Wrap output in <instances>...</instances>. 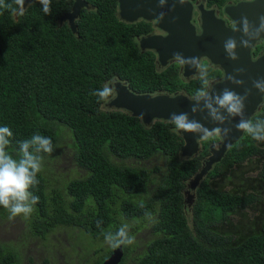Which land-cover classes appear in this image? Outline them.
Returning a JSON list of instances; mask_svg holds the SVG:
<instances>
[{"label":"trees","instance_id":"trees-1","mask_svg":"<svg viewBox=\"0 0 264 264\" xmlns=\"http://www.w3.org/2000/svg\"><path fill=\"white\" fill-rule=\"evenodd\" d=\"M88 1L90 6L76 19L77 32L59 20L73 0H52L47 16L36 0L23 16L9 11L0 15V126L14 134L8 151L15 156L18 142L37 132L50 137L54 149L42 154L40 183L33 189L40 200L27 219L28 231L46 239L64 227L72 231L69 237L76 245L83 230L99 242L98 264L114 250L106 249L98 220L104 231L112 232L126 223L135 238L148 230L145 248L139 252L136 239L123 246L119 264H264V212L247 213L257 189L216 188L203 181L189 205L186 182L203 156L181 155L184 139L170 120L146 125L131 112L98 103L90 95L119 79L135 93L192 96L200 80L197 75L184 77L177 63L160 66L155 51L140 47L150 21L122 20L118 0ZM225 2L205 0L207 6ZM205 66L213 80L218 68ZM63 143L82 174L49 178L52 165L46 162ZM204 144L206 153L208 141ZM255 148V141L243 134L212 172L227 174ZM141 202L146 208L139 207ZM145 210L155 223L144 219ZM7 215L0 207V216ZM0 264H22L15 245L0 243Z\"/></svg>","mask_w":264,"mask_h":264},{"label":"water","instance_id":"water-1","mask_svg":"<svg viewBox=\"0 0 264 264\" xmlns=\"http://www.w3.org/2000/svg\"><path fill=\"white\" fill-rule=\"evenodd\" d=\"M31 0H26L27 7ZM119 17L126 22H136L144 19L154 21L155 26L167 34H148L140 38V47L143 50H153L157 53L158 61L161 66H166L174 60L175 53H181L184 57L197 56L201 59L206 58L210 63L217 65L223 72V78L213 83L217 91L224 87L232 88L238 93L248 96L245 101L246 110L245 118H251L259 107L263 95L255 87L253 80L264 77V54L256 60L251 58V48L255 45V40L249 48H238L239 59L230 60L224 49V41L232 36L239 43L241 33L236 31L240 27L239 21L242 16H247L253 28L259 24V17L264 16V0L241 1L236 5L225 7V13L234 21L235 26H228L223 18L216 15L215 8L207 9L204 3L198 5L201 14L202 32L198 33L196 25L193 22L195 4L191 0L181 6L178 3L173 8V0L163 8L159 7L158 0H118ZM88 0H73L70 11L59 17L60 23L67 22L73 32H77L76 19L79 17L81 10L89 7ZM166 12L165 17L161 20L158 18L159 12ZM264 38V37H261ZM243 68V74H237L236 69ZM182 73L186 78L196 76V70L182 65ZM233 74L239 80H243V85L232 84L227 82L226 77ZM113 88L114 96L108 103L109 107L125 109L134 116L140 117L146 125L152 124L155 120H170L172 113L189 112L194 103L189 99L188 94L184 92L170 93H135L128 85L115 79L109 84ZM207 112H199L195 118L204 123L208 128L215 125L210 119H207ZM235 120H230L222 127L231 129L229 135L221 137V147L212 148V154L206 160L205 165L199 170L193 178L190 179V189L187 191L186 202L192 204L195 197V188L200 180L210 171L213 164L220 161L231 145L239 140L243 135L242 132L235 128ZM184 143L181 146V155L183 157H192L200 150V140L195 134L181 132ZM124 256V248L114 249L112 253L104 260L102 264H119Z\"/></svg>","mask_w":264,"mask_h":264},{"label":"clouds","instance_id":"clouds-1","mask_svg":"<svg viewBox=\"0 0 264 264\" xmlns=\"http://www.w3.org/2000/svg\"><path fill=\"white\" fill-rule=\"evenodd\" d=\"M42 6L44 14L51 15L52 0H36ZM252 2V0H250ZM183 6L186 0H173V8L176 4ZM169 4V0H158L159 7L163 8ZM26 0H0V15L3 11H9L13 16H23L26 11ZM28 6H31L29 4ZM166 12L158 14L159 19H163ZM259 24L253 28L247 16H242L236 29L241 33L239 43L235 37H228L224 41V49L230 60L239 59L238 48H249L252 43L264 37V16L259 17ZM174 59L182 65L196 70V75L200 80V87L189 97L194 101L189 112L172 113L169 117L174 128L178 132L195 134L198 140H215L217 137H227L231 129L222 127L230 120L239 117L235 128L257 142H264V119L253 122L252 118H245L248 91L245 94L238 93L229 87H224L217 91L213 87L208 68L202 59L197 56L184 57L181 53H175ZM237 74H243L245 69L238 68ZM227 82L243 85L244 81L237 79L233 74L226 77ZM255 87L261 94H264V77L253 80ZM90 95L98 98V103L108 104L113 95V88L105 84L102 88L90 92ZM207 112V119L215 125L211 129L195 118L199 112ZM14 134L10 127L0 126V207L4 208L9 216V220L17 217L29 219L35 212V206L39 203L40 197L34 194L33 189L38 190L40 180L38 175L43 171L42 154L53 152V142L50 137L34 133L29 139L18 142L16 155L11 154L8 149L12 144ZM139 207L146 208L141 202ZM144 219L148 223H155V218L150 211L145 210ZM102 221L96 222L97 228L101 230L105 243L117 249L121 246L127 247L135 243V236L130 234L128 224H122L115 232L104 231L101 227Z\"/></svg>","mask_w":264,"mask_h":264},{"label":"rangeland","instance_id":"rangeland-1","mask_svg":"<svg viewBox=\"0 0 264 264\" xmlns=\"http://www.w3.org/2000/svg\"><path fill=\"white\" fill-rule=\"evenodd\" d=\"M261 150L260 147L255 149V159ZM46 163L52 165L49 172H46V176L52 177V179L67 180L71 176L79 177L82 174L79 168L76 169L75 161L65 143L57 151L55 158L48 159ZM151 164L149 162L148 166H151ZM211 179L212 177H209V180ZM257 207L248 210L247 213L251 215L258 209H264V204L260 203ZM8 216H0V243L15 245V248L21 253L22 264H87L86 259H91L90 264H98L97 259H95L97 257L95 252L99 247V242L83 230L79 233L80 238L75 239L76 246L74 238L70 239L69 237L72 231L67 228H58L49 234L46 239H42L33 236L28 231L27 220L20 217L9 220ZM133 223L135 224L134 220L131 221V224ZM76 232L74 231L73 234L75 235ZM135 239L139 246L138 251L141 252L150 239L148 230L138 234ZM109 248V246H106L107 250ZM127 264H130V262Z\"/></svg>","mask_w":264,"mask_h":264},{"label":"flooded vegetation","instance_id":"flooded-vegetation-1","mask_svg":"<svg viewBox=\"0 0 264 264\" xmlns=\"http://www.w3.org/2000/svg\"><path fill=\"white\" fill-rule=\"evenodd\" d=\"M241 1H250V0H226V2L222 5L214 3L213 6H207L205 4V0L194 1L193 3L195 4L196 9H195L194 14H193V22L196 25L197 32L198 33L202 32L201 14H200V11L198 10L199 4L204 3L205 7L207 9L215 8L216 15L220 18H223L228 26H235L234 21L225 13V7L228 5H236L238 2H241ZM141 20H144V19H141ZM138 21H140V20H138ZM146 21H148V20H146ZM151 23H152V27H151L150 31L145 33L144 35L156 34V33L163 34V35L167 34L165 31L157 28L155 26V22H151ZM263 54H264V38H260L259 40H257L255 45L251 48V58L253 60H256L259 57H261ZM202 61L204 64H206L210 67L218 68V70H219L218 74L214 77L213 82L219 81L223 78L224 72L217 65L210 63L206 58H203ZM170 63H177V65H179V69L182 73V64L179 61L174 59V60L170 61ZM159 65L161 66L160 63H159ZM182 75H183V73H182ZM256 116H261L262 119H264V95H263V99H262L259 107L254 112V114L251 116V118L252 117L254 118ZM205 141L206 140H202V139L200 140V150L196 154V155L203 156V157H201V166L198 169V171L201 170V168L205 165L206 160L209 158V156H211L212 151H213L212 148L218 149L221 147V144H220L221 137H217L215 140H207L208 141V145H207L208 150L205 153L204 152ZM255 146H256V148L260 147L262 149L260 154H257L256 159L254 157L255 152H253L247 158H245L242 163L233 165L232 169L227 174L220 176V175L213 173L212 169H213L215 163H218L219 161L215 162L213 164L212 168L210 169V171H208V173L200 180L198 186H196V188H195L194 193L196 192L197 188L201 185V183L203 181L208 182L210 185H212L216 188L222 187L225 189H234L235 186H242L241 188L243 190H247L249 192L254 191V189L258 190L257 191L258 197L256 198L254 204L250 206L251 207L250 209L258 208L257 205L260 203L264 204V142L255 141ZM196 155H194V156H196ZM225 155H226V153H225ZM237 166H238V168H237ZM194 175L191 178H193ZM209 177H212V179L209 180ZM191 178H189L186 182V187H185L186 193L190 189L189 181ZM260 197L262 200L259 199ZM262 210L264 212V209H262ZM255 212L261 213L262 211H261V209H258Z\"/></svg>","mask_w":264,"mask_h":264}]
</instances>
